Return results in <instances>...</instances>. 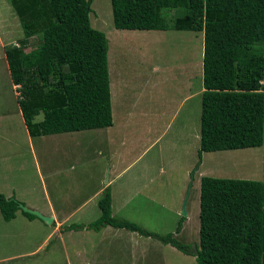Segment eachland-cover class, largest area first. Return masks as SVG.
Instances as JSON below:
<instances>
[{
  "label": "trees",
  "instance_id": "obj_1",
  "mask_svg": "<svg viewBox=\"0 0 264 264\" xmlns=\"http://www.w3.org/2000/svg\"><path fill=\"white\" fill-rule=\"evenodd\" d=\"M22 37L4 46L17 103L30 136L112 125L108 40L90 22L91 0H9ZM113 25L130 30L203 33L200 141L204 151L260 146L264 134V0H110ZM185 15L171 20L169 10ZM38 45L26 51L30 39ZM42 114L40 120L36 116ZM14 196L0 193L5 221L20 210ZM24 204V203H23ZM100 215L63 230L106 225L169 244L196 264H264V200L255 180L200 178L199 240L180 241V216L172 232L160 234L111 211L107 186Z\"/></svg>",
  "mask_w": 264,
  "mask_h": 264
},
{
  "label": "rangeland",
  "instance_id": "obj_2",
  "mask_svg": "<svg viewBox=\"0 0 264 264\" xmlns=\"http://www.w3.org/2000/svg\"><path fill=\"white\" fill-rule=\"evenodd\" d=\"M91 1L89 15L91 25L103 31L108 40L112 116L123 124L128 117L122 116L126 115L128 108L135 114L133 116L129 114L130 121L127 123L131 125L129 129L125 130L122 124L116 123L120 129L117 134L113 130L100 128L56 134L60 137H55L54 141L48 140L47 137L43 139L37 137L34 141V153L40 162L41 172L45 173L48 169L53 174L52 185L59 186L64 193V189L71 192L69 195L73 196L79 192V195L89 194L97 187L100 177L105 182L114 175L115 167L116 170L125 168L111 186L114 191L112 213L118 218L132 220L141 227L160 234L174 231L181 216L182 200L193 173L194 179L186 205L187 216L182 222L181 232L176 234V237L182 242L195 244L199 240L200 186L194 173L197 163L194 166L191 164L199 160L198 150L194 149L196 142L194 135L196 129L200 133L203 33L173 29H116L113 25L110 0ZM0 3H3L0 4L2 26L0 33L7 35L8 28L11 30L9 34L11 37L3 40V43L4 45L16 43L23 34L19 20L11 5L7 9L6 4H10L9 0H0ZM183 15H185L183 10L168 12L171 20ZM5 19L8 21V28L5 26ZM38 43L36 37L31 38L26 51L36 47ZM4 63L1 55L0 193L12 188L14 195L19 197L16 186L24 188L27 182L39 183L40 179L26 139L28 135L25 124L20 112L18 115L16 86L12 85L8 67ZM115 74H118L120 79L124 77L127 79L125 86L119 79L116 80ZM164 100L168 106L167 118L176 112L170 122L171 125L167 128L166 122H157L153 117V113L156 112L154 110ZM145 111L146 115H141L145 114ZM7 114H11L12 117L17 115V119L13 118L10 123L6 116L4 117ZM41 118L42 114L36 116L35 120ZM183 125L186 128H182ZM185 132L188 136H184ZM150 144L151 146L147 148ZM223 152L206 153L205 169L214 167L217 171L216 177L238 178L234 156H230L229 151ZM189 168L191 169L186 176ZM72 171L80 173V176ZM184 183L185 188L182 190ZM179 188L180 194L176 193L179 192ZM39 192L40 195L36 196H41L42 198H39L43 200L42 193ZM19 198L24 199L22 196ZM99 214L98 205L94 200L82 208L70 223L87 224L95 220ZM34 228H38L41 234L38 235ZM43 233L45 227L38 221L25 224L20 217L15 216L7 222L0 215V258L13 255L17 251L15 249L17 246L20 249L23 247L22 242L26 241L27 245L40 243ZM79 239L82 242L77 239L76 243L68 244L71 257L75 258L77 264H82V261L74 251L76 249L82 251L84 249L82 243L87 245L86 249L90 255H95L99 249L103 253H108L105 256H109L107 260L109 264L150 263L145 259L139 260L140 263L136 261L138 258L132 260L131 256H128L129 249H132L134 254L143 251L144 255L151 254L157 257L153 264H196L194 256L184 254L175 247L153 238H150L151 241H144L149 246L147 248L142 245L132 247L127 243L130 242L128 238L126 242V238L115 237L112 241L101 242L100 245L90 235L87 237L79 235ZM49 244L51 245L48 248L49 262L53 259V264H67L63 244L56 237ZM83 252L85 253V250ZM41 253L36 256L40 258L45 256L44 252Z\"/></svg>",
  "mask_w": 264,
  "mask_h": 264
},
{
  "label": "crops",
  "instance_id": "obj_3",
  "mask_svg": "<svg viewBox=\"0 0 264 264\" xmlns=\"http://www.w3.org/2000/svg\"><path fill=\"white\" fill-rule=\"evenodd\" d=\"M0 4H3V3H0ZM6 5H7V9H8V6L11 4H6ZM12 10H13V8H12ZM13 21H15V18ZM5 23H6L5 26L8 28V21H6V19H5ZM1 28H2V26H0V29ZM8 32H9V34L11 33L10 28H8ZM9 34L3 35L2 33H0V56L1 55L3 56V59L5 61L4 64H6V65H7V61H6L5 53H4V46L6 44L4 45L3 40L10 38L11 35H9ZM202 36H203V34H202ZM7 67H8V65H7ZM157 70H158V67H156V71ZM201 70H202V66H201ZM118 74H119V72H118ZM118 74H115V77H117L116 80L119 79V81H121L123 83V85L125 86L127 79L125 77L120 79V77H118L119 76ZM165 103H166L165 100L163 103L160 102L159 107L154 110L156 112L153 113V117H155V120L157 122H160V121L166 122L165 128H167L171 125L170 122L172 121L176 112L171 117L167 118L166 108L168 106H166ZM17 106H18V103H17ZM18 109H19V106H18ZM111 109H112V106H111ZM159 109H160V111H159ZM127 111H128L127 112L128 115L126 113V115L123 114V116H122V117H128L126 122H124L123 124H122V122L120 123V121L117 122L118 119L116 120V117L112 116V118H113L112 125H110L108 127H102V128H105L108 130H113V132L114 133L116 132V134H117L120 132L119 131L120 129L117 128V124H116V123H118V124H122L123 125L122 128H124L125 130L129 129L131 126V125L127 124L130 121L129 114L131 116H133V114H135V113H132L129 108L127 109ZM19 112H20L21 118L23 119L20 109L18 110V115H19ZM147 113H151V112H147ZM117 114H118V112H117ZM141 115H143V116L146 115V111H145V114H141ZM5 116H6V120H9L10 123L13 120V118H15V120L17 119V115H16V117H12L11 114L4 115V117ZM118 117H119V114H118ZM153 117H151V118H153ZM21 118H19V120ZM182 128H186V126L183 125ZM92 129H100V128H92ZM85 130H89V129H85ZM26 131H27V129H26ZM80 131H83V130H80ZM56 134L61 135L63 133H56ZM56 134L40 135V136L32 137L29 135V133L27 131L28 137L26 136V139H27V142L30 146L32 153H33L32 154L33 160H34V163L36 166L37 173L39 174L38 178L40 179L39 180L40 182L39 183L35 182V181L34 182H32V181L27 182L26 186L24 188H23V186L22 187L16 186V189L18 190L17 191L18 196L19 197L22 196V197H24V199L23 198L20 199L19 197L16 196V194L14 195V191L11 190L12 188H10L9 191L2 192V194H4L6 197L14 196L17 200L22 201L24 203V205H26L30 208L36 209L44 215L51 216L53 218V221H52V223L48 224L38 217L29 218L26 215H24L20 210H17L15 216L20 217V219H22L25 224H31L35 221H38L39 223H41L45 227V233H43L42 238L39 237L40 243H37V244L31 243V244L27 245V242L25 241V242H22L23 247L21 249L18 248V246H17V248H15L17 251L13 255H8V256L3 255L4 257L0 258V264H53V259H52V262H49L50 260L48 258V254H49L48 248L51 246L49 243L54 237H56L63 244V247H65V249H66V255H67L66 263L67 264H73V263L77 264V262H75V258L73 259L71 257L72 253L69 252L68 244L76 243L77 239H78L77 241L82 242V240H80L82 238V236L79 239V235H83V236L85 235V237L90 235L91 238L96 240L98 245H100V243L104 242L105 240L109 242L110 240L112 241V238L119 237V238H126V242H127V238H128L130 240V242L128 241L127 243L129 245H131L132 247H134V246L136 247L138 245H142L143 247L145 246L146 248L149 247L147 245V242H144V241H151L150 237H144V236H140V235L137 236L136 232H133V231L130 232V230H127L125 228H116V227H113L110 225H106L105 227L101 228L99 231H94L92 229H88L90 231H88L87 229H83L85 231L79 230V232H75L78 230H63V231H61L62 227L68 226V225L74 223V222H72V223H70V222H71L72 218L78 212H80L82 210V208H84L85 206H87L89 203H91L94 200H96V204H97L98 199L102 194V191L107 186H109V188H110L111 211H112V199H113L112 196L114 194V191H112L111 186L116 181V179L122 175V172L125 170V168H123L121 170H116V167H115L114 175L112 177H109L105 182H103V180H101L100 179L101 177H100L99 178L100 181H99L97 187L94 189L92 188L93 190L91 192H89V194H87V195H79V193H80L79 192L78 194H75L72 196V195H69L71 192L66 191L65 189H64V191H65V193H64L63 190H61L59 186L54 187L52 185L51 177L53 174L51 172H49L48 169H47V171H45V173L41 172L40 162H38L37 156L34 153V146H35L34 141L37 137H42L41 139H43V137H47L48 140L53 139V141H54L55 137H60V135H56ZM182 134H183V132H182ZM53 135H55V136H53ZM126 135L128 136V134H126ZM191 135H193V134H191ZM195 135H196V137H195ZM195 135H194V138H196V142H195L194 149L197 148V150H198L199 141H200V133L198 132V129H196ZM184 136H188L186 132H185ZM39 143L41 144L42 142H39ZM151 144L148 145L147 148H149L151 146ZM197 150H196V154H197ZM223 151H225V152H223ZM228 151H229L230 156H234V159H233L235 161L234 166L238 172L237 173L238 175H236L238 177L237 179H248V180H255V181L261 182L262 186H263V200H264V134H263V142L260 146L247 147V148H237V149H225V150H217V151H204L202 153V158H201L200 163L197 165L196 170H194V173H196V175H197V182H198L199 186H200L201 176H204V175H208V176H212V177L217 176L216 175L217 171L214 170L215 169L214 167H212V169H209V168L205 169L207 167V166H205L206 162L204 160L206 153H209V152L226 153ZM230 153H232L233 155ZM95 158H96V155H95ZM196 163L197 162L192 163L191 166H194ZM21 166H22V164L20 165V167ZM191 168L188 169L186 176L189 174V171ZM72 172L77 173L75 171H72ZM77 174L80 176V173H77ZM193 179H194V174H193ZM185 180H186V178L184 177V182H186ZM184 186H185V183H184V185H182V188H181L182 190H184V188H185ZM18 188H20V190ZM181 189L179 188V192H176V193L180 194ZM21 190H23V191H21ZM39 191H41V193H42V196L44 198L43 200L40 199V198H42L41 196H36V195H40ZM57 191H58V193H57ZM20 192H21V194H20ZM184 192L182 193V196L184 195ZM52 198H53V200H52ZM178 198H179V195H178ZM64 200H66V201H64ZM122 207H124V206L122 205ZM0 215H1V213H0ZM1 217H2V215H1ZM9 221H7V222H9ZM34 231L38 235L41 234L40 231L38 230V228H34ZM106 232H109L110 234H108ZM91 243H92V240H91ZM82 245L84 246V249L82 251H81V249L79 251L77 249L74 251V254L80 256V261H82V264H109L107 261V260H109V256H105L108 253H106V252L103 253V251L99 249V251H96L95 255H90L89 251L87 250L88 249L87 245L85 246L84 243H82ZM30 247H32V248L28 249ZM150 247H151V245H150ZM24 248H27V249L22 250ZM84 250H85V253L83 252ZM41 252H44L45 256H41V258L39 256H36V255L42 254ZM128 256H131L132 260L138 258L136 261H139L141 259H145L148 262H150L149 264H153L154 259L157 258L151 254L144 255L143 251H140V252L134 254L132 249H129ZM151 257H152V259L150 260ZM140 262L141 261H139V263Z\"/></svg>",
  "mask_w": 264,
  "mask_h": 264
},
{
  "label": "water",
  "instance_id": "obj_4",
  "mask_svg": "<svg viewBox=\"0 0 264 264\" xmlns=\"http://www.w3.org/2000/svg\"><path fill=\"white\" fill-rule=\"evenodd\" d=\"M196 170V169H195ZM192 182H193V173H191V176H190V180H189V184L186 188V192H185V195H184V198L182 200V205H181V216H187V211H186V205H187V202H188V199H189V196H190V192H191V187H192ZM18 206L25 212H28V213H31L33 215H35L36 217L40 218L41 220H43L44 222L50 224L52 223L53 221V218L51 216H47V215H44L42 214L41 212H39L38 210L36 209H33V208H30L26 205H24L22 202H20L18 204Z\"/></svg>",
  "mask_w": 264,
  "mask_h": 264
}]
</instances>
